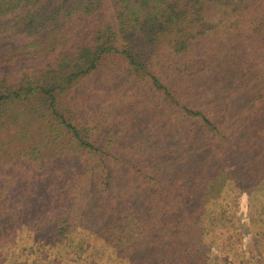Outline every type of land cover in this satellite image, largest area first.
Wrapping results in <instances>:
<instances>
[{
    "label": "trees",
    "instance_id": "obj_1",
    "mask_svg": "<svg viewBox=\"0 0 264 264\" xmlns=\"http://www.w3.org/2000/svg\"><path fill=\"white\" fill-rule=\"evenodd\" d=\"M250 95L264 99V0H0V128L11 132L0 138V204L72 156L84 170L62 187L70 194L91 181L123 198L118 167L143 185L189 192L188 173L198 175L210 154L202 147L231 137L247 162L264 145L252 121L237 136L250 118L233 101L251 103ZM176 153L183 159L174 169ZM12 203L19 214L24 202ZM157 216L164 234L171 225ZM130 219L123 239L147 228ZM178 235L163 248L164 264H190L193 248L173 249ZM206 260L201 252L194 262Z\"/></svg>",
    "mask_w": 264,
    "mask_h": 264
},
{
    "label": "rangeland",
    "instance_id": "obj_2",
    "mask_svg": "<svg viewBox=\"0 0 264 264\" xmlns=\"http://www.w3.org/2000/svg\"><path fill=\"white\" fill-rule=\"evenodd\" d=\"M259 87L255 85L256 89ZM246 98H251V103L248 99L233 101L250 118L248 123L243 120L237 136L250 132L247 124L251 121L253 133L259 136L264 130V99L254 101L251 95ZM252 106H259V111H244ZM10 133L0 128L1 140ZM232 139L226 138L222 143L218 138V147H202L210 154L198 165V175L190 177L188 173L186 183L192 188L189 192H171V186L162 182L153 186L156 180L143 185L129 176L127 169L118 167L114 184L115 189L124 190L123 198L113 200L114 194L105 190L100 194L99 187H92L91 181L88 190L70 194L62 187L70 182L66 186L71 188L84 168L75 167L77 160L73 156L65 166L57 162L49 167V179L36 188H23L12 199L24 202L19 214L14 211L19 205L10 199L0 204V264H164L163 259L169 254L163 248L174 231L180 236V248H173L178 254H184L182 250L187 247L194 250L190 264H195L201 252L207 255L206 264H264V145L253 148L256 152L252 151L246 162L242 152L228 145ZM261 141L258 144H264V138ZM250 144L246 142V150L252 148ZM176 155L171 161L174 169L183 159ZM69 171L72 178L65 181ZM106 182L107 178H103L102 185L107 186ZM51 185L59 189L55 194V188L49 189ZM180 203L184 211L178 212ZM157 215L166 216L171 225L164 234L151 218H159ZM133 216L147 228L131 231L123 239L122 232L130 231L125 226ZM158 247L163 251H156ZM171 259L176 261V257Z\"/></svg>",
    "mask_w": 264,
    "mask_h": 264
}]
</instances>
